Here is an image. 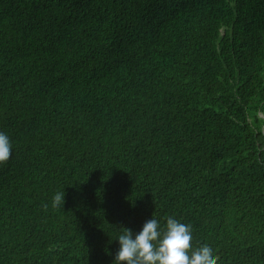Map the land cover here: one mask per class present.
Here are the masks:
<instances>
[{
    "label": "trees",
    "instance_id": "1",
    "mask_svg": "<svg viewBox=\"0 0 264 264\" xmlns=\"http://www.w3.org/2000/svg\"><path fill=\"white\" fill-rule=\"evenodd\" d=\"M0 132V264H113L169 216L264 264V0H0Z\"/></svg>",
    "mask_w": 264,
    "mask_h": 264
},
{
    "label": "clouds",
    "instance_id": "2",
    "mask_svg": "<svg viewBox=\"0 0 264 264\" xmlns=\"http://www.w3.org/2000/svg\"><path fill=\"white\" fill-rule=\"evenodd\" d=\"M11 142L7 134L0 132V163L6 162L11 154ZM64 192L53 197V207L64 203ZM117 241L118 251L113 264H217V257L212 249L202 245L191 252L192 228L172 216L166 223L151 218L146 221L141 231L133 237L131 230L120 228Z\"/></svg>",
    "mask_w": 264,
    "mask_h": 264
}]
</instances>
